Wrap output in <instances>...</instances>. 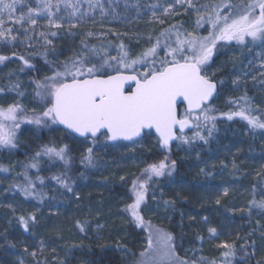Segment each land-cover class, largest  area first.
<instances>
[{
  "label": "snow or ice",
  "instance_id": "snow-or-ice-1",
  "mask_svg": "<svg viewBox=\"0 0 264 264\" xmlns=\"http://www.w3.org/2000/svg\"><path fill=\"white\" fill-rule=\"evenodd\" d=\"M83 2L88 4L85 11L80 8ZM125 2L127 3V0ZM108 3L111 6L118 3V0H108ZM177 5L185 8V11H196L199 16L197 27L207 21L211 24L212 31L207 36H199L187 30L181 31V26L173 25L163 30L155 44L136 58H131L128 52L124 51L123 45H120L119 56H110L104 46L99 49L95 46L89 48L87 43L82 42L83 54H76L57 66L48 60L47 49L52 47L55 53L49 37H56L58 32L37 33L39 20H46L49 29L57 30L64 28L67 23L70 30L85 22V18L97 7L100 8L101 15H106L101 0H35V7L31 6L30 0H0V42L15 46L17 41H21L31 47L34 37L38 36L44 43L45 51L34 55L43 57L50 72L47 75L30 77L28 83L33 88L32 96L35 102L31 108L22 103L28 93L23 90L24 86L18 74H7L9 83L6 87H0V95L11 92L16 94L17 99L7 106L0 105V149L12 150L18 147L22 125L34 126L36 132L58 130L63 134L59 141L50 138L37 144L31 158L21 165L22 171L17 174L23 182H14L7 191L19 192L25 199L42 203L47 193L38 188V185H45V178L39 173L47 163L49 167L62 165L63 171L51 175L50 179L67 192H73L74 180L69 173L77 161L72 155L73 148L64 142L65 139L80 140L82 145L88 144L89 146L80 150L78 163L85 170H98L103 165L97 157V147L107 148L119 141L135 143L153 132L159 145L163 149H170L172 141L176 140L183 144H191L196 139L207 143L208 138L218 131L217 121L221 116L229 121L239 116L247 122L253 133L264 130V112L254 114L258 106L254 109L251 98L246 94L229 101L239 108L238 111L214 115L217 110L211 102L219 95L218 86H222L224 81L217 78L216 72L210 71L215 63L214 57L225 47L219 42L226 41L235 42L247 48L249 52L259 47L261 52L257 55L262 70L260 75L264 76V0H248L247 3L219 0V3L211 5V11H207L208 6L196 8L193 0H164V3L151 5L150 9L154 17L157 10L163 15L173 16L177 14ZM25 6L26 11L23 10ZM136 7L139 9L138 4ZM62 11L66 16L61 15ZM204 12H207V15H204ZM113 14L115 15L114 9ZM172 33H175L174 44L168 42ZM86 35L92 36L93 33L88 32ZM161 38L165 41L163 48L166 51L163 59H157ZM15 55L13 53V56ZM8 59L9 57L0 55V63ZM19 59L23 63L20 72H24L25 68L29 71H41L30 59L24 56ZM251 63L252 61H249V64ZM138 65L142 66L143 70H139ZM12 76H17V79L12 80ZM252 79L255 80L256 76L253 75ZM233 84L237 88L240 87L239 78L233 80ZM240 101H243V104ZM181 105L184 106L182 110ZM185 129H195L194 135H185ZM204 131L207 135L202 134ZM167 160L165 157L159 163L148 165L144 169L146 179L137 178L133 181L131 192L134 200L125 206V211L130 212L137 226L148 228V235L147 247L133 259L132 264H205L203 258L196 260L178 255L176 237L162 229H153L150 221H145L142 215L148 182L153 177L171 175L175 169L176 162L171 161L169 164ZM233 167H236L235 163ZM30 169L36 170L34 178L29 174ZM0 171L6 173L9 169L0 166ZM79 175L83 177L84 172ZM256 177V183L250 191L252 199L248 201L249 217L252 216L253 209L264 212V168L257 171ZM223 195H228L227 188L223 190ZM172 203L174 202L164 201L168 206ZM216 203L220 204L219 198ZM18 222L24 231L28 232L31 230L30 225H35L38 221L35 213H32L27 217L20 216ZM257 223L259 224V221ZM76 227L83 233L89 225L87 222L77 221ZM256 231L254 228L247 235L251 237ZM208 233L210 238H219L216 227H209ZM259 238L264 242V225H260ZM197 239L202 241L203 237ZM39 244L42 252L45 242L41 240ZM217 248L221 250L222 257L219 264H236L235 244L223 242L218 244ZM123 250L129 253L127 248ZM23 251L35 261L37 251L29 252L28 247ZM239 251L243 253L239 258L240 264H248L257 251L256 241L251 240L250 243L241 245ZM17 264H25V260L20 259ZM36 264L40 262L36 261ZM44 264H47L46 260ZM60 264H67V260H61ZM209 264L218 262L213 260ZM255 264H264V257L256 260Z\"/></svg>",
  "mask_w": 264,
  "mask_h": 264
},
{
  "label": "rangeland",
  "instance_id": "rangeland-1",
  "mask_svg": "<svg viewBox=\"0 0 264 264\" xmlns=\"http://www.w3.org/2000/svg\"><path fill=\"white\" fill-rule=\"evenodd\" d=\"M232 1L248 2V0ZM101 2L106 9V15H101L100 8L97 7L85 18V22L70 30L67 23L64 28L57 30L49 29L46 20H39L36 26L37 33L40 31L58 32L56 37H49L53 42L55 53H53L52 47L47 49L48 53L53 55L57 61H61V56L73 50L75 45L78 44L77 42L82 41L88 44H99V48L104 46L107 52H114L112 47L123 45L124 50L129 48L131 56L138 57L140 53L155 44L157 33L161 29L179 24L184 30L194 33L195 22L199 18L196 11L191 9L185 11V8H181L179 5L176 6L177 14L173 16L163 15L160 10H157L154 17L150 6L156 3H164V0H127V3L125 0H118V3H113L111 6H109L108 0H101ZM30 3L31 6L35 7V0H30ZM193 3L196 8L208 6L207 11H211V5L219 3V0H193ZM137 4L139 9L136 7ZM80 8L81 11H85L88 9V4L83 2ZM113 9L115 10V15L113 14ZM23 10L26 11L27 6ZM61 15L66 16V13L62 11ZM204 15H207V12H204ZM161 20L164 22L161 23ZM88 32L93 33V35L87 36L86 33ZM149 36H151V40H149ZM163 44L161 47H163ZM0 50L5 54L15 53L16 56L20 54L29 56L35 53H43L45 47L43 41L36 36L32 41L31 47L21 41H17L15 46L0 42ZM260 52L261 49L259 47H256L252 52H249L247 48H243L236 50L229 59L233 66H236L234 68L235 71H238L233 80L239 78L240 87L249 81H253V75L256 76V79L264 78V76L260 75L262 70L259 67L260 58L257 55ZM158 56L162 57V59L164 58L159 54ZM249 61H252V63L249 64ZM5 69L0 73V87H6L9 83L7 74L15 72V70ZM139 70H143V68ZM11 79L16 80L17 76H12ZM19 80L24 86L23 90L28 93L22 103L26 107L31 108L35 104L32 96L33 88L27 81L20 78ZM15 99H17L15 93L9 92L6 95H0V105L7 106ZM253 105L261 109L264 108V91H260L257 94ZM45 131L48 136H57L58 138L57 132ZM19 139L32 150L36 149L37 144L42 143L37 132L30 129L21 131ZM143 148L144 145L141 142H136L129 147L115 146L110 147L109 150L99 149L96 154L100 164L103 165L102 167L98 170L92 169L89 172L83 171L84 176H78L76 182L73 183V192H68L62 198H58L51 192L49 187H46L47 196L42 203L34 199H25L19 192L7 191L14 182L22 183L23 181L22 178L17 176L21 171L17 174H13L10 171L9 167L14 163H10L8 167L7 163L2 165L1 159L0 166L8 168L10 174L7 177L0 175V210L5 212L0 215V230H3L2 232L7 230H4L5 228L13 231L18 230L21 235L16 234L9 246L6 242L3 243V246L7 248L5 247L6 254L1 258L0 264H17L20 259L25 260V264H36V261L44 264L45 260L47 264H60L61 260L69 259L72 255L76 258L73 252L77 245L84 240L83 233L76 227L77 221L87 222L89 225L87 230H90L96 239L108 241L112 240L111 238H116L115 244L120 249L117 232L126 223L122 213L123 205L119 200L104 201L103 182L110 179L120 183L122 181L121 177L125 179L141 168L142 162L137 156V151ZM238 156L239 148L236 144L229 141L226 137L220 138L217 149L208 162L211 169L209 172L211 179L204 184L202 192L204 197L214 203L218 198L220 200H229L231 212L242 209L247 204L246 190L234 179L231 171ZM247 159H250L248 164L243 161L239 164L244 169V175H256L257 171L264 167L262 166L264 163V157L262 156H257V161H255L256 159L253 155H249ZM34 174L32 173V175ZM42 174H45V172L43 171ZM139 179H146L144 173ZM225 188L228 189L227 196L223 195ZM53 196L55 197L54 199L52 198ZM33 202L37 205H33ZM32 213H35L38 222L35 225H30L31 230L25 232L23 226L18 222V218L20 216L27 217ZM205 218H207V223H205ZM199 223L201 232L204 235V243L197 251L200 252L196 257L198 260L207 258L205 254L209 253L210 250L217 249V245L225 242V239L231 234L229 223L226 221L222 220L219 224H216L210 216L205 215L199 219ZM97 225H100V227L98 228ZM209 227L217 228L219 238H210ZM41 240L45 242L42 252L39 244ZM12 245L15 246L12 247ZM25 247H28L29 252L37 251L35 261L30 255L24 253L23 249ZM212 259L213 257H208L205 260L210 261Z\"/></svg>",
  "mask_w": 264,
  "mask_h": 264
},
{
  "label": "trees",
  "instance_id": "trees-1",
  "mask_svg": "<svg viewBox=\"0 0 264 264\" xmlns=\"http://www.w3.org/2000/svg\"><path fill=\"white\" fill-rule=\"evenodd\" d=\"M233 3L245 2L235 1ZM175 25L181 26L179 24ZM171 26L161 29L157 33V37L160 36V33L163 30L169 29ZM195 27L194 34L199 36H207L209 32L212 31L211 24L207 21H205L202 26L197 27L196 25ZM180 30L185 31L182 27H180ZM174 41L175 33H172L168 42L174 44ZM82 42L85 43L84 41ZM82 42H77L78 44L75 45L73 50L66 53L64 56H61V61H57V59L49 53L48 60L58 66L76 54H83V49L81 47ZM163 43H165V41L161 38V45ZM219 44H223L225 47L221 49L218 56L214 57L215 63L212 64L210 71L216 72L217 78L222 79L224 84L218 86L219 95L211 103L217 110L214 115L219 116L221 113L238 111L239 108L235 104L229 103V101L239 99L245 94L247 97L251 98L252 107L256 109L257 106L253 105V101L260 91H264V78H257L256 80L249 81L242 87L237 88L232 83L238 71H235L234 68L236 66L234 67L229 59L236 50L243 49V47L237 45L235 42L229 43L222 41L219 42ZM88 46L89 48L95 46L99 49V44H88ZM112 50L114 52H108L110 56L120 55V46L112 47ZM124 51H127L129 54V48ZM165 51L166 49L161 47V49L158 50V54L164 57ZM0 55L9 57L4 63H0V73L4 68L15 70L19 78L27 82L30 77H39L50 74L49 66L45 64L41 55L32 54L26 56L20 54L18 56H13V54H5L1 50ZM20 56L30 59V62L41 71H29L26 68V71L21 73L19 67H22L23 63L19 59ZM129 56L131 58H136V56L133 57L130 54ZM157 59H162V57L160 58L157 56ZM137 68L140 69L143 67L137 66ZM217 69L219 70L217 71ZM240 103L243 104V101H240ZM261 112H264V108H258L257 112H254V114ZM24 129L35 130L34 126L31 125H22L21 131ZM217 129L218 131H215L213 135L208 138L207 143L196 139L193 140L191 144H183L181 141L176 140L171 144L170 149H163L153 134L145 136L138 141L144 145L142 150L137 151V156L142 162L141 168L131 176L123 179L120 183L110 179L104 180L103 182L104 201L119 200L123 205L122 213L126 219V223L120 227V230L117 232L120 249L118 248V245L115 244L116 238H111L112 240L108 241H105V239L99 240L96 239L90 230H87L86 232H83L84 240L81 244L77 245L73 252L76 258H73L72 255L70 260L66 259L67 264H132L133 259L138 257L140 252L144 251L147 247L148 228L137 226L133 222L130 212L125 211V206L131 204L134 200V196L131 192L133 181L141 177L144 173V169L148 165L159 163L161 160H164L165 157L168 158L167 162L169 164L171 161L176 162L175 169L172 171L171 175L166 174L163 177H153L148 182L146 203L142 205V215L144 216L145 221H150L153 229H162L176 237L178 255L182 258L198 260L196 257L200 252L197 251L204 243V235L201 232L199 219L206 215L210 216L212 221L216 224H219L222 220L229 223V231L231 234L225 239V242L236 245V264H240L239 258L243 255V253L239 251L240 246L250 243L251 240L256 241L257 251L248 264H255L256 260L264 257V242L259 238L260 225H264V212H261L258 209H253L251 217L247 214L248 201L252 199L250 195L251 187L256 183L257 177L254 174L244 175V169L239 166L241 161L245 164L249 163L250 159H247L249 155H253L256 159L255 161H257V156L264 157V130H257L253 133L249 129L247 122L241 120L239 116H235L231 121L227 120L226 117L221 116L217 121ZM194 131L195 129L186 135L191 137L194 135ZM53 132H57L56 134L58 135V138L57 136H48L46 131L37 132V135L42 140V143L50 138L56 139L57 141L60 140L63 135L62 132L58 130ZM202 134L207 135L206 131L202 132ZM223 137L228 138L229 141L236 144L239 148V156L235 161L236 167H233L231 171L234 175V179L246 190L247 204L242 208L245 211H240L239 209L235 212H231L230 204L228 202L229 200L222 199L218 205L216 202L214 203L202 194L204 184L211 179L209 176L211 169L209 168L208 162L217 149L219 139ZM64 142L68 143L73 148L72 155L77 161L72 168V171L69 173V175L73 177L75 183L76 178L80 176V172H89L92 170H85L83 166L78 163L80 150L82 147H87L89 145H82L80 140L72 141L65 139ZM115 146L129 147L130 145L118 143L115 145H109L107 148L97 147L96 153L99 149L109 150L110 147ZM35 150L36 149H29L28 146L19 139V145L16 149H0V160L2 159V165L7 163L8 167L10 163H14L9 168L13 174H17L22 171L21 165L28 162ZM262 166H264V163ZM201 169L204 171L202 172ZM43 171L45 174H42ZM61 171H63L62 165L58 164L55 167H49L47 163H45L43 170L39 173L45 178V185H38V188H42L45 192L46 187H49L52 193L58 198H62V196L66 195L68 192L57 185L54 180L50 179L51 175L58 174ZM32 173L35 174L32 175ZM9 174V171L6 173L0 171V175L5 177ZM29 174L34 178L37 173L36 170L30 169ZM165 200L174 203H172L171 206H168L164 204ZM33 205L37 204L33 202ZM3 213H5L4 210H0V215ZM193 217L194 219H192ZM257 221H259V224ZM254 228L257 229V231L253 236L249 237L247 234ZM4 230L6 231L2 232L3 230H0V260L6 254L5 251L7 247L3 246V243L6 242L9 246L13 241V237H16V234L21 235V232L18 230L13 231L8 228H5ZM5 237H7V239H5ZM197 237H203V240L201 241L197 239ZM124 248H127L129 253H125L123 250ZM249 251H251V249H249ZM131 254H135V256ZM205 255L207 258L213 257L210 261L205 260L207 258L203 259L205 260V264H209V262L213 260H216L219 264V261L222 259L221 250L219 248L210 250L209 253Z\"/></svg>",
  "mask_w": 264,
  "mask_h": 264
},
{
  "label": "water",
  "instance_id": "water-1",
  "mask_svg": "<svg viewBox=\"0 0 264 264\" xmlns=\"http://www.w3.org/2000/svg\"><path fill=\"white\" fill-rule=\"evenodd\" d=\"M133 87H134V84L132 85ZM214 101V99L212 100V102ZM211 102V103H212ZM181 107H184L183 105H181ZM193 129H185V133L184 134H187V133H189V132H191ZM179 134V133H178ZM153 135L157 138V136H156V134L153 132ZM81 140H82V138H81ZM139 140H141V139H139ZM138 140V141H139ZM124 143V144H128V145H131V144H134V142H130V141H119V142H115V144H118V143ZM174 141H172V143H173ZM115 144H110V145H115Z\"/></svg>",
  "mask_w": 264,
  "mask_h": 264
},
{
  "label": "bare ground",
  "instance_id": "bare-ground-1",
  "mask_svg": "<svg viewBox=\"0 0 264 264\" xmlns=\"http://www.w3.org/2000/svg\"><path fill=\"white\" fill-rule=\"evenodd\" d=\"M172 144V143H171ZM74 258V257H73ZM71 258H69V260H70ZM74 260V259H73ZM72 261V260H71ZM74 262V261H73Z\"/></svg>",
  "mask_w": 264,
  "mask_h": 264
}]
</instances>
